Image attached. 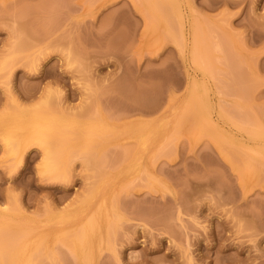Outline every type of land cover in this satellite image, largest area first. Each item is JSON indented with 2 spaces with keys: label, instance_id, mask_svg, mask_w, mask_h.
I'll use <instances>...</instances> for the list:
<instances>
[{
  "label": "rangeland",
  "instance_id": "1",
  "mask_svg": "<svg viewBox=\"0 0 264 264\" xmlns=\"http://www.w3.org/2000/svg\"><path fill=\"white\" fill-rule=\"evenodd\" d=\"M0 264H264V0H0Z\"/></svg>",
  "mask_w": 264,
  "mask_h": 264
},
{
  "label": "bare ground",
  "instance_id": "2",
  "mask_svg": "<svg viewBox=\"0 0 264 264\" xmlns=\"http://www.w3.org/2000/svg\"><path fill=\"white\" fill-rule=\"evenodd\" d=\"M43 163H44V166H47V165H45V164H46V161H44ZM43 163H42V165H43ZM48 165H49V164H48ZM44 168H45V167H44ZM48 168H49V167H48ZM49 169H50V168H49ZM43 171L45 172V171H46V168H45V170H44V169L42 170V173H44Z\"/></svg>",
  "mask_w": 264,
  "mask_h": 264
}]
</instances>
